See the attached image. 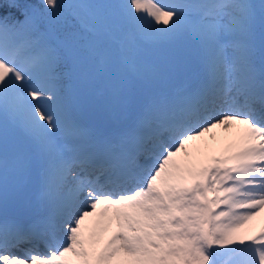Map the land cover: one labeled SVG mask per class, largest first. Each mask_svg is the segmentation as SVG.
<instances>
[{"label":"snow or ice","instance_id":"1","mask_svg":"<svg viewBox=\"0 0 264 264\" xmlns=\"http://www.w3.org/2000/svg\"><path fill=\"white\" fill-rule=\"evenodd\" d=\"M0 210V264H264V0H0Z\"/></svg>","mask_w":264,"mask_h":264},{"label":"rangeland","instance_id":"2","mask_svg":"<svg viewBox=\"0 0 264 264\" xmlns=\"http://www.w3.org/2000/svg\"><path fill=\"white\" fill-rule=\"evenodd\" d=\"M112 2H118V1L117 0H112ZM261 2H262V0H252V3L251 4H255V5L259 6V4ZM257 34H259V30H257ZM256 41H257V46H259V36L257 37ZM257 63H259V52H257ZM117 125H120V123L118 121H113L112 124H111L112 127L117 126ZM222 131L223 132H221V133H224L225 132V130H222ZM231 137H232V140H230L228 142L227 139H225L226 142L223 145H225L227 143H231L232 141H234L237 138V136H236V130H234V132L232 131ZM203 142H206L208 144H212L216 149L219 146L218 145V138L216 136H215V140H213V136L204 137L203 138ZM221 207H223V205H221ZM11 211L12 210L10 208L8 210V215L9 216H10V214H12V213H10ZM2 214H3V212H2V210H0V215H2ZM19 215H22V214H18L17 216H19ZM261 223H263V226H264V212L260 213V215L258 217H256L253 220V222H250V224L248 226H246V228L241 229V232L242 233H246V234L250 233V232H248V228H251V229H253L255 231H258L259 228L261 227V225H260Z\"/></svg>","mask_w":264,"mask_h":264},{"label":"bare ground","instance_id":"3","mask_svg":"<svg viewBox=\"0 0 264 264\" xmlns=\"http://www.w3.org/2000/svg\"><path fill=\"white\" fill-rule=\"evenodd\" d=\"M222 130H224V129H221V128L213 129V131L211 133H208L205 136V137L216 136L218 138V145L219 146L217 147V149H219L223 146V144L226 142L225 139H227L228 142L230 140H232V137H231L232 131L234 132V130H236V129H234V130L232 129L231 131H225L224 133H221V132H223ZM209 145H212V144H209ZM260 225L262 227L263 223H261ZM248 234H251V233H248Z\"/></svg>","mask_w":264,"mask_h":264},{"label":"trees","instance_id":"4","mask_svg":"<svg viewBox=\"0 0 264 264\" xmlns=\"http://www.w3.org/2000/svg\"><path fill=\"white\" fill-rule=\"evenodd\" d=\"M119 1V0H118ZM85 116H87V114H84Z\"/></svg>","mask_w":264,"mask_h":264}]
</instances>
